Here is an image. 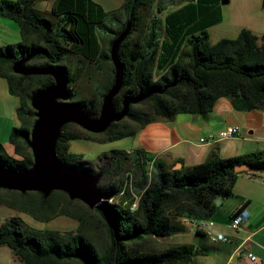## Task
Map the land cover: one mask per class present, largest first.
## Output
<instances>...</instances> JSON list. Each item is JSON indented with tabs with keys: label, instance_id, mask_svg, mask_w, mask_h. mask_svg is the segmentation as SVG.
Returning <instances> with one entry per match:
<instances>
[{
	"label": "trees",
	"instance_id": "16d2710c",
	"mask_svg": "<svg viewBox=\"0 0 264 264\" xmlns=\"http://www.w3.org/2000/svg\"><path fill=\"white\" fill-rule=\"evenodd\" d=\"M37 1L44 0H2L0 4V15L17 22L21 35L20 42L0 47V77L20 96L17 115L22 122L12 128L9 137L16 155L0 142V165L21 170L33 164L28 140L36 111L31 97L54 83L51 75L16 74L13 63L24 56L33 55L30 65L62 70L69 80L71 99L78 97L73 84L83 76L81 67L69 69L72 56L88 59L96 69L104 70L94 95L74 101L97 117L115 80L111 45L131 18V32L119 48L124 81L115 106L122 109L126 96L152 94L131 104L128 115L100 135L69 130L73 123L62 128L57 142L59 158L92 173L103 171L99 186L113 196L103 201L102 208L91 209L63 191L45 198L40 192L0 188V203L36 220L64 215L79 222L75 230L67 232L38 230L25 228L22 219L13 216L0 224V246H9L23 264H193L200 254L193 244L152 251L143 243L184 232L187 225L183 218L212 220L216 199L233 195L241 173L264 171V151L228 158L213 154L200 164L172 168L143 148L131 152L112 149L96 160H87L70 151L71 141L120 140L136 133V128L123 123L126 118L144 125L156 119H174L179 113L207 114L221 97L230 99L237 110L264 111V35L260 44L258 35L243 28L235 38L212 43L208 27L220 19L215 10L222 0H192L168 11L163 21L159 15H147L153 0H124L120 8L111 11L96 0H56L49 13L36 8ZM165 9L163 4L158 6L159 12ZM106 19L113 25H106ZM162 22L165 34L160 32ZM106 64L109 71L104 69ZM138 104L148 107L137 108ZM240 163L254 170L238 172ZM95 220L105 228L106 245L99 246L92 236L90 226Z\"/></svg>",
	"mask_w": 264,
	"mask_h": 264
},
{
	"label": "crops",
	"instance_id": "0c3cea01",
	"mask_svg": "<svg viewBox=\"0 0 264 264\" xmlns=\"http://www.w3.org/2000/svg\"><path fill=\"white\" fill-rule=\"evenodd\" d=\"M55 1H49L42 11L51 9ZM112 1L120 7L124 0ZM252 3L256 9L251 10V16L256 17L260 12L264 15L263 0H253ZM7 44L15 43L0 40V47ZM228 126H238L240 133L219 138L220 131ZM13 127L12 123L6 125V137L2 142L10 154L16 155L15 147L9 141ZM133 127L136 133L120 139V142H124L120 149L131 152L143 148L152 157L161 158L172 168L200 164L213 154L228 158L264 151V111L237 110L226 97L219 98L213 110L207 114L179 113L174 119L161 118L144 125L136 123ZM202 138L206 140L201 141ZM216 205L212 224L202 233L186 226L184 232L170 236L180 239L178 244L195 245L200 254L206 256L200 261H193V264H264V171L241 173L233 195L229 198L218 197ZM0 207L12 208L2 203ZM240 207H246L251 216L240 230H233L229 223ZM4 217L7 220L13 216ZM193 233L201 236L199 246L185 240ZM219 234L228 236L231 242L213 239V236ZM250 253L256 255V260L250 259Z\"/></svg>",
	"mask_w": 264,
	"mask_h": 264
},
{
	"label": "water",
	"instance_id": "95a60500",
	"mask_svg": "<svg viewBox=\"0 0 264 264\" xmlns=\"http://www.w3.org/2000/svg\"><path fill=\"white\" fill-rule=\"evenodd\" d=\"M131 18L125 29L111 45V59L115 68V80L105 94L99 116H91L80 105L71 101L69 80L62 70L54 66H35L27 63L33 55L24 56L13 63V71L21 75H51L54 83L32 94L31 105L36 111V119L30 132L28 145L33 154V164L25 169L15 170L0 165V188L22 193L40 192L45 198L54 191L65 192L70 199L80 200L91 209L102 208L103 201L113 194L103 191L99 184L103 171L96 173L68 165L57 153V142L62 128L68 123L77 124L84 130L100 134L113 122L123 120L129 113L131 104H137L152 94L140 92L136 96H126L122 109L115 106V97L124 81V68L119 57V48L129 36ZM254 170L247 163H240L236 171Z\"/></svg>",
	"mask_w": 264,
	"mask_h": 264
},
{
	"label": "rangeland",
	"instance_id": "374dc122",
	"mask_svg": "<svg viewBox=\"0 0 264 264\" xmlns=\"http://www.w3.org/2000/svg\"><path fill=\"white\" fill-rule=\"evenodd\" d=\"M49 1H37L35 7L39 10H42L44 6ZM101 3L105 9L115 10L120 8L117 3L112 0H96ZM192 0H153V8L152 11L148 12V16L159 15V17L164 20L165 14L168 11L174 10L185 3H189ZM253 0H222L220 2V6L215 10V14L219 16V20L214 21L208 27L210 34V41L212 43L218 42L220 39L224 37L235 38L239 32L243 28L251 29L256 35H258V42L261 44L263 41L264 35V15L262 12L256 17L251 16V10L256 9L254 7ZM122 2V0H120ZM247 2V4H246ZM2 0H0V4ZM163 4L166 9L163 12H159L158 6ZM260 10V7H258ZM51 9H44L43 11L49 13ZM106 25L111 24L110 20H105ZM160 32L165 34V26L164 23L160 25ZM110 32L107 33L104 37L109 39ZM112 35V34H111ZM0 40H11L13 43H17L21 41L19 26L17 22L11 19H7L6 17L0 15ZM8 42V41H7ZM104 46H107V43L104 42ZM69 69L75 71L77 68L81 67L83 69V76L78 78L77 81L73 84L74 90L79 94L78 97L71 99L72 102L75 99L80 98H90L94 95L95 88L102 78L103 74L98 69H96L93 63L84 58H79V56H72L70 62L68 63ZM109 64L104 66L105 70L109 71ZM80 97V98H79ZM21 103L20 96L18 94H14L11 91L8 80L5 77H0V142L4 140L6 137V125L12 123L14 126L22 125L21 118L17 115V108ZM148 105L138 104L137 108H147ZM123 123L134 126L136 122L126 118ZM69 130L72 131H82L83 128L79 127L77 124L71 125ZM100 135V134H99ZM133 141V140H132ZM3 143V142H2ZM124 142H120V140L116 141H107L100 142L92 139H84L79 138L71 141L70 151L83 154L84 159L87 160H96L97 157L106 151H110L112 149H120L121 145ZM5 144V143H3ZM5 193V192H4ZM76 203H74L75 205ZM3 209V210H2ZM18 216L23 221V226L26 228L38 229V230H59L61 232H67L70 230H75L79 222L78 220L68 217V216H59L50 221H39L36 220L29 213L21 211L18 208H1L0 207V224L5 220L4 216ZM8 217V218H9ZM96 227L93 228L92 225ZM90 226L92 236L96 243L99 246H103L107 244V236L106 231L102 223L93 221ZM194 230V227L189 226ZM194 234V233H193ZM190 234L186 237V241L193 242L197 246L200 244L199 234ZM180 243V239L175 238V236H166V237H156L152 239H148L143 243V247L146 250L152 251H163L169 248L171 245ZM206 256L203 254L196 255L194 257V261L202 260ZM0 264H23L17 256L14 254L13 250L7 245L0 246Z\"/></svg>",
	"mask_w": 264,
	"mask_h": 264
},
{
	"label": "built area",
	"instance_id": "2783aa9c",
	"mask_svg": "<svg viewBox=\"0 0 264 264\" xmlns=\"http://www.w3.org/2000/svg\"><path fill=\"white\" fill-rule=\"evenodd\" d=\"M240 133V128L238 126H228L224 130L220 131L219 138H228ZM205 138H202L201 141H205ZM137 203L133 204V208ZM251 213L246 207H240L235 211L230 220L229 227L233 230H240L242 226L248 221ZM183 223L187 226H192L196 231H204L206 228L212 224L210 219H195V218H183ZM213 239L221 240L224 242H231V239L228 236L223 234L213 236ZM250 259L256 260V255L253 253L249 254Z\"/></svg>",
	"mask_w": 264,
	"mask_h": 264
},
{
	"label": "flooded vegetation",
	"instance_id": "af4514ba",
	"mask_svg": "<svg viewBox=\"0 0 264 264\" xmlns=\"http://www.w3.org/2000/svg\"><path fill=\"white\" fill-rule=\"evenodd\" d=\"M28 65H30L29 63H27Z\"/></svg>",
	"mask_w": 264,
	"mask_h": 264
}]
</instances>
